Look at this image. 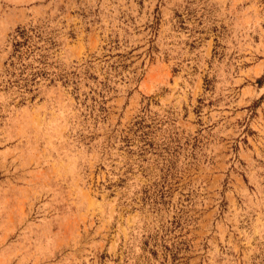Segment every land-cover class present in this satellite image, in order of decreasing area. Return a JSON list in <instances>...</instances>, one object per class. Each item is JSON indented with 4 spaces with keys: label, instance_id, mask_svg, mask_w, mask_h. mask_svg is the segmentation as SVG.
Returning a JSON list of instances; mask_svg holds the SVG:
<instances>
[{
    "label": "rangeland",
    "instance_id": "rangeland-1",
    "mask_svg": "<svg viewBox=\"0 0 264 264\" xmlns=\"http://www.w3.org/2000/svg\"><path fill=\"white\" fill-rule=\"evenodd\" d=\"M0 264H264V0H0Z\"/></svg>",
    "mask_w": 264,
    "mask_h": 264
}]
</instances>
